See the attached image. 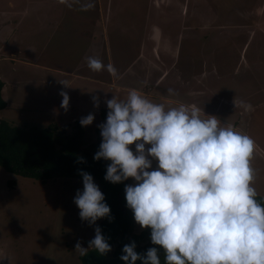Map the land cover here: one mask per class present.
<instances>
[{
	"label": "rangeland",
	"instance_id": "374dc122",
	"mask_svg": "<svg viewBox=\"0 0 264 264\" xmlns=\"http://www.w3.org/2000/svg\"><path fill=\"white\" fill-rule=\"evenodd\" d=\"M52 4L70 7L57 31L47 30L55 19ZM74 12L85 14L86 45L73 40L79 31L65 30L78 20ZM21 20L22 37L28 38L24 47L32 46L34 53L19 64L20 53L9 34ZM65 35L70 39L66 44ZM1 38H7L5 47ZM89 57L111 64L116 76L90 70ZM0 61V69L13 68L18 78H48L9 84L3 98L11 108L2 110L0 118L19 127L54 122L70 134L81 118L93 114V123L84 126V142L90 144L103 123L106 101L126 99L130 90H137L166 109L196 107L202 118L215 116L222 126L252 138L251 186L264 193V0H0ZM70 69L89 78L73 80L66 76ZM61 91L70 97L67 110L60 107ZM36 93L38 99L32 101ZM38 103L44 108L33 107ZM129 147L135 151V145ZM9 181L15 182L13 188ZM135 183L128 179L129 185ZM82 190V179L58 177L44 183L0 166V264H82L75 244L87 248L95 228L101 229V219L89 224L79 216L74 198ZM145 229L133 220L127 236ZM117 247L112 245L108 254Z\"/></svg>",
	"mask_w": 264,
	"mask_h": 264
},
{
	"label": "clouds",
	"instance_id": "9594fccd",
	"mask_svg": "<svg viewBox=\"0 0 264 264\" xmlns=\"http://www.w3.org/2000/svg\"><path fill=\"white\" fill-rule=\"evenodd\" d=\"M87 63L92 71L117 74L97 58L89 57ZM59 95L60 107L67 110L69 95ZM93 101L98 107L96 97ZM106 104V121L99 125L102 141L93 158L110 161L106 181L134 179L135 184L125 185L126 206L138 225L151 229V243L163 248L164 264H264V204L251 186L252 138L222 126L215 116L202 118L196 107L166 109L137 90ZM94 118L89 114L79 123L86 127ZM80 174L83 190L74 203L80 218L95 224L110 216V207L93 177ZM135 249V242L122 248L124 264H161L157 248L145 254ZM89 250L100 255L111 251L99 227L87 248L75 244L82 257Z\"/></svg>",
	"mask_w": 264,
	"mask_h": 264
},
{
	"label": "trees",
	"instance_id": "16d2710c",
	"mask_svg": "<svg viewBox=\"0 0 264 264\" xmlns=\"http://www.w3.org/2000/svg\"><path fill=\"white\" fill-rule=\"evenodd\" d=\"M3 86L4 82L0 79V111L7 106L2 96ZM108 111V108L101 110L103 123L106 121ZM96 132L98 134L96 141L85 144V128L79 122L76 123L75 130L67 134L54 122L48 127L37 125L19 127L0 118V166L13 174L44 183L58 177L82 179L81 172L90 174L99 182L105 202L110 207V216L101 218V232L110 245L115 241H118L119 245L111 259H107L106 254L100 255L94 250H89L87 256H81V262L124 264L120 259L123 254L122 248L132 242L138 244L145 239L151 229L146 228L140 234L127 236L134 220L132 211L126 206L124 189L125 185H129L128 180L114 184L104 179L110 161L93 158L102 141L99 126ZM9 184L13 188L15 182L9 181ZM256 199L264 204L263 197L257 195ZM152 247L157 248V245L152 244L150 248ZM147 250L140 248L137 253L145 254ZM160 252L158 251V254ZM136 264L141 262L138 260Z\"/></svg>",
	"mask_w": 264,
	"mask_h": 264
},
{
	"label": "crops",
	"instance_id": "0c3cea01",
	"mask_svg": "<svg viewBox=\"0 0 264 264\" xmlns=\"http://www.w3.org/2000/svg\"><path fill=\"white\" fill-rule=\"evenodd\" d=\"M51 6H52V8H50L49 5H46V7H49V11L54 15L53 17H55V19L53 20L54 22L52 21V22H49L48 23L47 30L53 29V30L57 31V29L60 30L61 25L66 22L64 20V19H66L65 18V15H66V13H68L70 11L69 10L70 7H68L69 5L67 6V5H54V4H52ZM78 8H80V7H78ZM78 8L71 9V10L76 11ZM23 12H24L23 14H20L21 16L26 15L28 11L25 10ZM83 13L84 12H82V15L81 16H79L77 13L73 14L76 17H78V20L77 21L74 20V24H66V26H64V27H65V30L67 29L68 31H71V32H73V30L79 31V33H77V37L78 38H75L74 37L73 40L80 41V43H82L83 45H86V42H87L86 40H87V37H88V35H87V23L85 21V14H83ZM23 25L24 24H23V21L22 20L18 24L16 23L15 26L13 27V29H12V32L9 34V40L11 41L12 39H14V42L17 44V49H18V51L20 53L21 60L19 59V64H20V62L22 60L23 61H26V60H29V59L31 60V58H29L30 57L29 54H33L34 53V50H33V47L32 46L24 47V44L25 43L23 42V40H27L28 38L22 37L23 36L22 33H23V29H24L23 28ZM77 26H78V28L77 29H74V27H77ZM32 31L33 30H30V36L31 37H32V34H33ZM89 37H90V35H89ZM1 40H2L1 44L5 47V45L7 44V38H4V39L1 38ZM68 40H70V39H68V36L67 35L63 36L62 42L64 44H66L68 42ZM91 40H92V44H94V42L96 41V36L93 35V37H92ZM71 43L74 44L73 41ZM86 53H87V51H86V47H85V51L82 52V54H83L82 57L84 56V58H83L84 61L86 59ZM36 65H38V64H36ZM0 66H3V65H0ZM41 66H43V65H41ZM45 68L47 70H49V71H53V69H51V68H49L47 66H45ZM7 69H9V70H7ZM12 69L10 67H8V66H4L2 69H0V77H1L0 79L4 82V86L2 88V96L4 94V90L7 88V86L9 84H12L13 82H16L17 83L18 81H20L22 79H35L33 76H30V77L26 76V77H19L18 78V76L16 77V75H13L14 72H18V71L14 69V71H12V73H13L12 74L11 73V70ZM66 74H67L66 75L67 77H69V78H71L73 80H76V79H85L86 77L89 78L87 75H85V74H78V72H75L74 70H71V69L68 70ZM8 75H12L14 77L13 80L11 78H9ZM4 77H8V81L7 80L6 81L3 80ZM39 79H42L44 81H47L48 78L47 77H37L35 80H39ZM15 92H17L16 89H15ZM37 95H38V93H36L34 95V98L35 99L33 97H31L32 98V101H34V100L36 101L38 99L37 98ZM5 101L7 103V106L4 109L6 110V109L11 108V105L8 103V101L7 100H5ZM44 106H45L44 104L38 103V105L33 106V107L34 108H37V109H43ZM51 119H53L52 116H51ZM35 120H38V118L36 117ZM12 121H13V119H12ZM256 193L259 194L264 199V193L263 192L256 191Z\"/></svg>",
	"mask_w": 264,
	"mask_h": 264
},
{
	"label": "water",
	"instance_id": "95a60500",
	"mask_svg": "<svg viewBox=\"0 0 264 264\" xmlns=\"http://www.w3.org/2000/svg\"><path fill=\"white\" fill-rule=\"evenodd\" d=\"M149 243H150L149 238L145 237V239H143L138 244H136V249L135 250L138 251L140 248L145 247ZM112 245H114V247H117L118 246L117 241L113 242L110 246H112ZM157 249H158L159 252L160 251H164L163 248L161 246H159V245H157ZM115 250L116 249L114 248L113 251H112V254L106 253V258L107 259H111L113 257V254H114Z\"/></svg>",
	"mask_w": 264,
	"mask_h": 264
},
{
	"label": "flooded vegetation",
	"instance_id": "af4514ba",
	"mask_svg": "<svg viewBox=\"0 0 264 264\" xmlns=\"http://www.w3.org/2000/svg\"><path fill=\"white\" fill-rule=\"evenodd\" d=\"M150 233H151V231H150ZM150 233L147 234V236H146L147 238H149V240H150ZM148 235H149V236H148ZM151 246H152V243H151V240H150V243H149L148 245H146L145 247H142L141 249H142V250H147V249H149ZM158 255H159V258H160L161 262H163L164 251H161Z\"/></svg>",
	"mask_w": 264,
	"mask_h": 264
}]
</instances>
